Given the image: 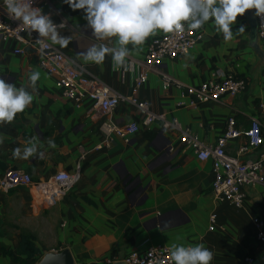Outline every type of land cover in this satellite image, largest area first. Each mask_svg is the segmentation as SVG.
Instances as JSON below:
<instances>
[{
    "label": "crops",
    "instance_id": "1",
    "mask_svg": "<svg viewBox=\"0 0 264 264\" xmlns=\"http://www.w3.org/2000/svg\"><path fill=\"white\" fill-rule=\"evenodd\" d=\"M41 6L53 23H67L59 29L70 37L67 47L52 44L70 57L81 72L93 75L118 96L126 98L109 115H103L86 99L79 108L68 101L56 86V78L39 67V57L30 49L14 54L18 44L0 39V78L16 87L24 86L33 101L11 122H0V180L8 170L31 176L35 184L51 181L60 172L77 173L74 188L55 203L45 201L36 187L0 190V264H38L45 254L70 251L74 264L121 262L132 252L143 253L154 245L203 244L213 253L210 264H246L248 257L264 255V244L256 240L253 219L264 221V185L243 188V208L221 201L213 192V164L200 161L179 142V133L163 129L155 122L142 124V115L128 98L135 96L150 110L177 119L182 128L195 134L207 146L216 144L227 121L247 131L252 118L264 131V63L249 46L250 25L238 16L234 35L225 41L210 19L197 32L203 40L186 56L146 71L144 57L157 30L142 45L133 48L122 66H114L111 55L100 64L85 62L79 55L92 45L114 46V38L100 40L92 35L83 19V10H72L62 0H46ZM240 25L245 27L235 33ZM262 50L263 45L260 43ZM221 70L245 79L247 90L220 102L191 107L183 90L162 89L160 73L168 74L184 86L199 87L211 73ZM37 71L39 79L29 86L28 75ZM147 73L146 83L135 92V81ZM186 103V107L180 103ZM102 123L118 128L138 123L140 130L126 143L113 134L109 146ZM55 147H49L48 141ZM33 140L37 151L28 158L13 156ZM247 144L241 137L228 143L227 153L236 156ZM264 151L252 150L243 161L256 160ZM211 217H216L210 231ZM166 225V226H165ZM22 233L35 237L40 252L37 263L17 255Z\"/></svg>",
    "mask_w": 264,
    "mask_h": 264
},
{
    "label": "built area",
    "instance_id": "2",
    "mask_svg": "<svg viewBox=\"0 0 264 264\" xmlns=\"http://www.w3.org/2000/svg\"><path fill=\"white\" fill-rule=\"evenodd\" d=\"M46 0H32L31 6L39 8L46 6ZM43 13V11H42ZM258 25L259 41L264 47V18L256 17ZM51 18V15H50ZM18 20H13L0 6V39L8 43L13 41L19 48L14 50L16 55H24L26 49L32 50L39 57V67L50 76L56 78V86L61 89L62 95L68 101L74 102L79 108L86 99L93 101L95 110L103 115L111 114L120 104L126 100L121 96L115 95L111 89L104 86L93 75L81 72L75 62L49 41L43 45L36 41L37 34L32 32L28 35L27 30L19 26ZM63 28L68 27L63 23ZM203 40V35L197 30L187 27L181 33H163L154 37L147 48L144 57L146 71L161 68L166 62H173L186 56ZM162 89L169 91L172 88L183 90L191 100L189 106L198 107L201 104L210 102H220L226 97H236L245 92L248 83L245 79L237 77L235 73L226 74L221 70L211 73L210 78L199 87L190 88L184 86L179 80L174 79L165 73H160ZM147 81V73H144L135 81L134 92L141 88ZM140 111L143 119L142 124L149 127L155 122L162 123L163 129L178 132L179 142L186 146L200 161H211L213 164L214 180L212 189L221 201H227L237 209L243 208L244 195L242 190L246 186L264 185V151L253 161H243L242 157L252 150L260 149L264 144V131L260 121L252 118L250 127L247 131L237 128L234 118L227 121L224 132L218 137L216 144L207 146L199 137L192 134L190 130L182 128L177 119L169 121L166 115H157L150 110L149 104L140 102L135 96L128 98ZM186 107V103H180ZM264 113V104L260 105ZM140 130L138 123H130L118 128L111 123H102L101 133L108 138L102 146H109V138L115 134L122 138L126 143ZM241 137L247 139V144L240 147L236 156L227 153V146L230 141L238 140ZM77 173L60 172L57 173L49 182L35 184L30 175L18 170H8L0 180V190L4 193L15 190L19 187H36L38 195L45 201L55 203L60 198L67 195L77 184ZM34 189V188H33ZM216 217H211L210 231H214ZM253 227L256 230V240L264 244V221L261 218L253 219ZM171 248L164 245H154L143 253L132 252L122 262L124 264H173L170 257ZM116 262L109 261L108 264ZM246 264H264V255L259 258L248 257Z\"/></svg>",
    "mask_w": 264,
    "mask_h": 264
},
{
    "label": "clouds",
    "instance_id": "3",
    "mask_svg": "<svg viewBox=\"0 0 264 264\" xmlns=\"http://www.w3.org/2000/svg\"><path fill=\"white\" fill-rule=\"evenodd\" d=\"M72 10H83V19L91 29L92 35L100 40L114 38V46L92 45L79 55L85 62L100 64L110 54L114 66H122L129 56L128 45L135 48L142 45L146 38L157 30L165 33H181L187 27L197 30L210 19L223 39L229 41L234 32L232 26L238 16L248 10L253 15L264 18V0H62ZM32 0H0L9 18L18 20L28 35L37 34L36 41L43 45L45 41L67 47L71 38L62 36L58 28L63 23H53L49 14L31 6ZM245 30L243 25L235 33ZM40 73L31 72L27 79L34 86ZM33 101V95L24 86L16 87L0 78V122H11L17 113H21ZM49 147L55 143L48 141ZM37 151L33 140L27 146L13 149V156L28 158ZM166 226V225H165ZM170 257L173 264H210L213 253L203 244H173Z\"/></svg>",
    "mask_w": 264,
    "mask_h": 264
},
{
    "label": "water",
    "instance_id": "4",
    "mask_svg": "<svg viewBox=\"0 0 264 264\" xmlns=\"http://www.w3.org/2000/svg\"><path fill=\"white\" fill-rule=\"evenodd\" d=\"M254 10H248L244 13V17L247 19L250 25L249 33V46L254 51L256 56L260 60V64L264 63V51L261 48L259 36H258V25L257 20L253 15ZM38 264H74L72 255L70 251L64 250L60 253H48ZM114 264H124L121 262H116Z\"/></svg>",
    "mask_w": 264,
    "mask_h": 264
},
{
    "label": "trees",
    "instance_id": "5",
    "mask_svg": "<svg viewBox=\"0 0 264 264\" xmlns=\"http://www.w3.org/2000/svg\"><path fill=\"white\" fill-rule=\"evenodd\" d=\"M35 237L31 234L22 233L20 247L17 251V255L25 257L26 261L37 263L40 258V252L35 244Z\"/></svg>",
    "mask_w": 264,
    "mask_h": 264
}]
</instances>
